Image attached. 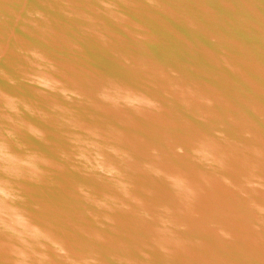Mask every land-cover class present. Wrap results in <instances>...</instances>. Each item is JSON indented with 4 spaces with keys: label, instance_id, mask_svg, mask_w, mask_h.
<instances>
[{
    "label": "water",
    "instance_id": "1",
    "mask_svg": "<svg viewBox=\"0 0 264 264\" xmlns=\"http://www.w3.org/2000/svg\"><path fill=\"white\" fill-rule=\"evenodd\" d=\"M0 264H264V0H0Z\"/></svg>",
    "mask_w": 264,
    "mask_h": 264
}]
</instances>
